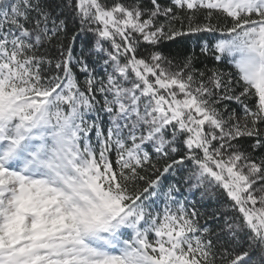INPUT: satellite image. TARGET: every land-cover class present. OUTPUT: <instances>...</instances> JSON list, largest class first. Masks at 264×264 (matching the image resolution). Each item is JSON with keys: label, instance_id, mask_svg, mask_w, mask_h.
I'll use <instances>...</instances> for the list:
<instances>
[{"label": "snow or ice", "instance_id": "6c2138e0", "mask_svg": "<svg viewBox=\"0 0 264 264\" xmlns=\"http://www.w3.org/2000/svg\"><path fill=\"white\" fill-rule=\"evenodd\" d=\"M0 264H264V0H0Z\"/></svg>", "mask_w": 264, "mask_h": 264}, {"label": "trees", "instance_id": "16d2710c", "mask_svg": "<svg viewBox=\"0 0 264 264\" xmlns=\"http://www.w3.org/2000/svg\"><path fill=\"white\" fill-rule=\"evenodd\" d=\"M51 2L53 3V5H55L58 0H51ZM122 2H130V0H122ZM207 38L208 37L206 35L201 34L176 37L173 41L165 42V44L162 46V50L166 55L176 58H182L186 54L195 52L199 57V60L196 64L198 68H203L205 65H207L209 68L216 66L223 68L225 71L231 70L230 66L225 67V65L213 61L211 57H204L200 55L198 45L202 40H206ZM92 41L93 37L90 33L84 35L81 39H78L77 51L80 50L79 45H90ZM230 106L236 107V104L233 102ZM149 150L151 151V149ZM114 158L115 157L113 156V159ZM178 178V175L175 178L173 176H167L164 183L166 185L168 183H175L176 179ZM180 192L181 195L178 197V199L185 201L187 207H195L197 211L202 213L200 217V222L202 224L207 222L210 227L216 228L218 224L223 223V221L220 220L214 222L212 219H210L214 211L218 209L223 211L227 205L228 198L224 195L222 189H194L190 188L189 185L184 184L180 188ZM156 204L159 205L160 208L163 207V196L159 199H156Z\"/></svg>", "mask_w": 264, "mask_h": 264}]
</instances>
